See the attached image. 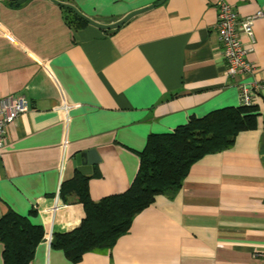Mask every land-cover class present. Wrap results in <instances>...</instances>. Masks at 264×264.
Returning <instances> with one entry per match:
<instances>
[{"label": "crops", "instance_id": "0c3cea01", "mask_svg": "<svg viewBox=\"0 0 264 264\" xmlns=\"http://www.w3.org/2000/svg\"><path fill=\"white\" fill-rule=\"evenodd\" d=\"M68 1L102 24L153 6L117 29L74 30L51 0H0V96L28 102L6 126L0 149V217L10 209L42 227L29 264H73L47 238L84 218L74 192L59 198L60 184L81 174L75 154L98 157L81 174L97 201L127 190L150 134L240 105L220 56V1L240 17L262 13L252 23L253 42L244 35L241 42L251 48L252 78L264 82V0ZM254 113V129L192 164L173 197L156 196L113 247L87 252L77 264H264V90ZM2 252L0 243V264Z\"/></svg>", "mask_w": 264, "mask_h": 264}, {"label": "trees", "instance_id": "16d2710c", "mask_svg": "<svg viewBox=\"0 0 264 264\" xmlns=\"http://www.w3.org/2000/svg\"><path fill=\"white\" fill-rule=\"evenodd\" d=\"M9 1L18 5L17 0ZM57 1L72 5L68 0ZM60 8L66 23L74 30L88 25L72 10ZM254 107L239 105L213 110L202 117L191 116L171 132L150 134L144 149L138 153V171L124 192L93 201L88 193L89 176L76 174L62 182L60 200L65 202L66 194L74 192L83 206L84 218L72 231L53 234L51 248L61 250L66 259L77 264L87 252L113 247L128 232L133 217L151 205L156 196L173 197L178 192L192 164L206 154L231 147L238 133L254 129ZM44 237L41 226L8 209L0 217L3 264H29Z\"/></svg>", "mask_w": 264, "mask_h": 264}, {"label": "built area", "instance_id": "2783aa9c", "mask_svg": "<svg viewBox=\"0 0 264 264\" xmlns=\"http://www.w3.org/2000/svg\"><path fill=\"white\" fill-rule=\"evenodd\" d=\"M262 13L257 11L252 16L240 17L227 2L220 1L216 9V31L221 45L220 56L225 64V76L235 80L240 105L253 106L259 93L264 90V82L252 78L254 68L246 58L250 49L243 47L241 36L253 42V20ZM70 108L63 104L61 109ZM28 109V102L21 94L0 96V149L4 145L6 126ZM67 141L64 140L63 147ZM57 205L53 207V210ZM48 236V241L51 239Z\"/></svg>", "mask_w": 264, "mask_h": 264}, {"label": "water", "instance_id": "95a60500", "mask_svg": "<svg viewBox=\"0 0 264 264\" xmlns=\"http://www.w3.org/2000/svg\"><path fill=\"white\" fill-rule=\"evenodd\" d=\"M24 1L25 0H17L18 3H22ZM51 1L54 2L55 4L59 5V6H62V7H65V8L72 10L76 15H78L79 17H81L82 19L87 21L88 24H91L97 28L104 29V30L117 29V28L121 27L123 24H125L133 16L140 14L142 12H145L146 10L152 8V6H153V5H151V6H147V7H143V8L133 10V11L129 12L128 14H126L125 16H123L121 19L117 20L116 22H113L110 24H102V23H98V22H95L94 20L90 19L89 17H87L86 15L81 13L76 7H74L71 4L62 3V2L57 1V0H51ZM163 1L164 0H159L155 4H160ZM96 162H98V157L95 155V153L92 150L77 153L74 155V158H73V164L75 165L76 169L81 174L90 173L92 166Z\"/></svg>", "mask_w": 264, "mask_h": 264}]
</instances>
